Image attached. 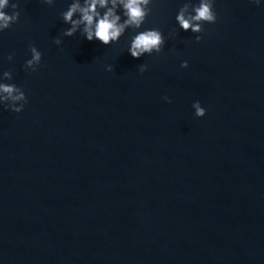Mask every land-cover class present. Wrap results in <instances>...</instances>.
<instances>
[{
  "label": "water",
  "instance_id": "obj_1",
  "mask_svg": "<svg viewBox=\"0 0 264 264\" xmlns=\"http://www.w3.org/2000/svg\"><path fill=\"white\" fill-rule=\"evenodd\" d=\"M69 2L19 0L0 33L28 98L0 108V264H264V4L216 0L195 42L169 37L183 0H156L165 47L133 59L130 31L54 45Z\"/></svg>",
  "mask_w": 264,
  "mask_h": 264
},
{
  "label": "clouds",
  "instance_id": "obj_2",
  "mask_svg": "<svg viewBox=\"0 0 264 264\" xmlns=\"http://www.w3.org/2000/svg\"><path fill=\"white\" fill-rule=\"evenodd\" d=\"M49 7L56 0H40ZM257 6L264 4V0H249ZM156 0H70L65 10L60 12V19L65 27L60 35L53 38L56 46L62 44L63 37H73L77 33L83 39L109 47L119 42L127 31L132 34L126 40V52L133 59L145 56L159 55L166 44V37L157 27H143L147 17L152 13ZM216 0H183L175 14V26L169 37L179 31L190 32L195 42L202 39L205 24H215L217 12ZM19 0H0V33L10 29L20 17ZM27 53L30 58L25 59L23 68L26 72H36L41 65L42 53L34 44H29ZM6 59L11 62L13 55ZM148 65H137L139 73L143 74ZM188 67L186 60L181 61L180 68ZM105 71L112 72L111 64L105 65ZM13 81V73L10 70H0V108L19 114L28 103V98L22 87ZM165 102L170 103L168 96H163ZM193 115L202 118L206 109L199 100L191 104Z\"/></svg>",
  "mask_w": 264,
  "mask_h": 264
}]
</instances>
